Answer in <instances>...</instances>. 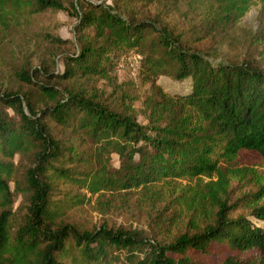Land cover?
I'll use <instances>...</instances> for the list:
<instances>
[{
	"label": "trees",
	"instance_id": "1",
	"mask_svg": "<svg viewBox=\"0 0 264 264\" xmlns=\"http://www.w3.org/2000/svg\"><path fill=\"white\" fill-rule=\"evenodd\" d=\"M155 1L0 0L3 37L21 15L46 9L77 17L80 33L64 75L44 74L52 82L38 81L39 96L11 92L0 99L16 113L0 111V264H207L200 257L223 249L246 255L223 264H264V225L251 218L264 222V178L245 158L264 160V67L255 58L212 60L167 24L125 13L135 2ZM216 1L213 20L227 25L264 0ZM134 49L151 85L139 110L128 93L111 102L54 83L107 77ZM35 73L22 75L34 83ZM161 75L189 79L190 91L166 92L157 83ZM16 155L26 159L21 168ZM60 182L97 198L137 191L173 204L183 199L192 212L185 221V211L171 206L163 237L107 224L82 228L60 221L66 209L53 199ZM15 192L27 199L20 218ZM240 208L248 214L233 215Z\"/></svg>",
	"mask_w": 264,
	"mask_h": 264
},
{
	"label": "rangeland",
	"instance_id": "2",
	"mask_svg": "<svg viewBox=\"0 0 264 264\" xmlns=\"http://www.w3.org/2000/svg\"><path fill=\"white\" fill-rule=\"evenodd\" d=\"M86 1L117 5L116 0ZM219 8L216 0H157L150 4L135 2L132 7L128 5L125 13L128 15L133 12L138 18L156 19L159 23L167 24L176 33H181L183 39L197 50L208 52L212 60L241 62L246 58H255L264 67V1L255 2L243 17L227 25L213 20L214 12ZM78 22L77 17L70 16L64 10L46 9L21 15L18 22L6 31L4 37L0 30V99L11 92L23 95L33 91L39 96L38 81L52 82V78L44 74L64 75L65 56L79 50ZM86 32L93 36L95 30L91 28ZM130 53H137V50L134 49ZM125 57L118 59L120 64H117L115 70L109 72L107 77H60L54 83L60 88L72 84L84 87L89 93L111 102L128 93L133 99V105L139 110L149 94L151 85L145 81L142 69L138 76L132 75ZM25 70L36 72L34 83L26 80V75H22ZM157 83L170 94H183L191 88L189 79L178 81L166 75L159 76ZM0 111L9 117L16 116L15 110L6 103L0 104ZM142 118L140 116V119ZM245 158L246 163L254 165L259 175L264 178V160L256 154H248ZM25 161L26 159L19 155L14 158V163L20 168ZM112 163L115 167L119 166L118 155H112ZM233 186L241 187L237 180ZM239 190L237 188L234 194L240 195ZM82 198L83 201L80 200ZM53 199L66 209L60 221L72 222L88 229L103 224L110 227H132L149 236L161 235L159 237H163L166 227L169 226V222H164V219L172 210L171 206H176L179 214L185 211V214L181 215L185 221L189 220V214L192 212L186 209L187 202L183 199L173 204V199L168 196L144 197L137 191L110 192L97 198L90 196L79 185L69 182H60L57 185ZM14 200L13 211L16 212L17 218H20L25 213L27 199L15 192ZM243 211L247 212L240 208L233 215ZM251 218L264 225V222L257 221L253 216ZM232 255L236 253L223 249L211 256L200 257L199 260L207 264H223L224 260ZM236 256L244 258L246 255L238 253Z\"/></svg>",
	"mask_w": 264,
	"mask_h": 264
},
{
	"label": "built area",
	"instance_id": "3",
	"mask_svg": "<svg viewBox=\"0 0 264 264\" xmlns=\"http://www.w3.org/2000/svg\"><path fill=\"white\" fill-rule=\"evenodd\" d=\"M132 75L138 76L142 67L143 57L137 53H130L125 57Z\"/></svg>",
	"mask_w": 264,
	"mask_h": 264
}]
</instances>
